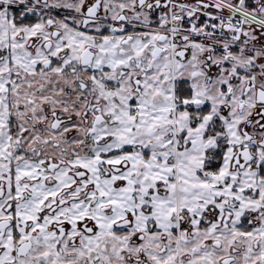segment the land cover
Wrapping results in <instances>:
<instances>
[{"label": "snow or ice", "instance_id": "6c2138e0", "mask_svg": "<svg viewBox=\"0 0 264 264\" xmlns=\"http://www.w3.org/2000/svg\"><path fill=\"white\" fill-rule=\"evenodd\" d=\"M0 264H264V0H0Z\"/></svg>", "mask_w": 264, "mask_h": 264}]
</instances>
